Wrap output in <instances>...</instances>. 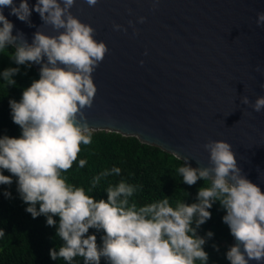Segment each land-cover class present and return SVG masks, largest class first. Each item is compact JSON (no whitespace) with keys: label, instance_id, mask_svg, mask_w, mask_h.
I'll list each match as a JSON object with an SVG mask.
<instances>
[{"label":"clouds","instance_id":"9594fccd","mask_svg":"<svg viewBox=\"0 0 264 264\" xmlns=\"http://www.w3.org/2000/svg\"><path fill=\"white\" fill-rule=\"evenodd\" d=\"M85 2L94 7L98 0ZM75 3L36 0L30 10L27 0H20L18 7L14 0H0V50L12 46L10 59L16 65H40L39 79L23 90L20 101L9 100L12 121L20 127L21 135L0 137V170L11 173L6 176L0 172V185H11L16 177L17 191L28 205L25 211L33 218L44 215L48 226H56L61 244L50 249V258L62 259L65 264H74L77 257L83 264H101L102 259L106 264H207L208 253L202 247L206 240L196 230L211 218L208 209L219 202L226 212L222 221L235 239L226 259L230 264H264V192L246 178L232 146L223 140H208L202 145L209 153L206 167L193 168L187 157L172 152L183 160L177 171L185 184L210 182L198 190V202L190 205L178 202L172 207L165 198L137 207L130 203L137 186L124 180L108 185L106 200L96 199L63 178L77 161L81 145L92 143L93 132L84 110L92 107L97 91L92 73L109 53L107 45L94 38L96 30L71 13ZM4 7L30 27L29 17L35 11L42 24L58 34L46 35L39 27L29 44L23 33L12 34L14 25L3 15ZM137 22L144 23L145 17ZM128 23L137 35L132 21ZM255 23L264 25V12L257 13ZM112 28L126 32L115 23ZM255 70L261 71L259 66ZM19 71V67H10L0 75L11 86ZM240 103L257 113L264 110V96L254 102L242 96ZM86 163L80 159L78 166L83 168ZM120 172L119 167L101 172L93 178L89 192L102 177ZM4 196L10 198L11 194L5 191ZM54 216L59 217L58 224ZM89 229L103 232L100 244L96 235L88 234ZM4 235L0 229V237ZM206 236L211 238L213 233Z\"/></svg>","mask_w":264,"mask_h":264},{"label":"water","instance_id":"95a60500","mask_svg":"<svg viewBox=\"0 0 264 264\" xmlns=\"http://www.w3.org/2000/svg\"><path fill=\"white\" fill-rule=\"evenodd\" d=\"M27 3L31 10L36 0ZM2 11L12 34L23 33L29 44L39 27L58 34L35 11L31 27L10 8ZM70 11L109 49L92 73L97 91L84 110L92 131L136 137L187 157L193 168L208 166L204 143L223 140L264 192V110L240 103L242 96L250 102L264 96V25L255 23L264 0H98L94 7L76 0ZM113 23L126 32L114 31Z\"/></svg>","mask_w":264,"mask_h":264},{"label":"trees","instance_id":"16d2710c","mask_svg":"<svg viewBox=\"0 0 264 264\" xmlns=\"http://www.w3.org/2000/svg\"><path fill=\"white\" fill-rule=\"evenodd\" d=\"M13 52L12 46L0 50V73L10 67L20 69L12 77L16 81L15 85L7 86L0 75V137L19 138L21 129L12 121L9 100L19 102L23 90L39 79V71L31 62L16 65L10 59ZM92 132V143L81 145L77 161L62 175L67 183L82 187L86 194L96 199L106 200L104 190L108 185L124 180L137 186V191L130 198V203H135L137 207L165 198L169 200L170 206L175 207L178 202L189 205L198 202V190L210 186L209 181L203 180H198L192 186L185 184L177 171L183 166V160L157 146L116 132ZM80 159L87 161L83 168L78 166ZM113 167H119L120 174L102 177L96 188L89 192L93 178ZM0 172L6 176L11 175L7 170ZM5 191L11 194L10 198L4 196ZM27 206L17 191L16 177H12L11 185H0V229L5 233L0 237V264H65L62 259L52 260L49 254L50 249L58 248L61 244L56 236V226H48L44 215L33 218L25 211ZM208 211L211 218L196 230L197 235L206 240L202 247L208 253L207 264H228L226 252L232 246L233 236L222 221L226 212L219 202L213 203ZM53 219L58 224L59 217L54 216ZM209 231L213 233L211 238L206 236ZM88 234L96 235L97 243H101L102 231L89 229ZM74 264H83L82 258L77 257ZM101 264L106 262L102 259ZM197 264L200 262L197 261Z\"/></svg>","mask_w":264,"mask_h":264}]
</instances>
